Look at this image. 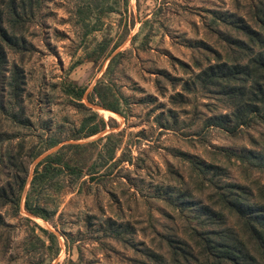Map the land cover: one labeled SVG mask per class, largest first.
<instances>
[{"label": "rangeland", "instance_id": "rangeland-1", "mask_svg": "<svg viewBox=\"0 0 264 264\" xmlns=\"http://www.w3.org/2000/svg\"><path fill=\"white\" fill-rule=\"evenodd\" d=\"M86 3L43 0L27 32L34 51L24 58L9 55L25 75V123L0 114V191L7 203L11 196L21 200L19 207L0 200L5 223L0 264H157L153 253L164 257L158 264H173L168 242L180 238L194 249L190 236L198 227L190 204L177 203V196L209 204L215 195L200 169L219 166L224 181L249 186L259 201L263 197L264 173L231 152H264V123L242 126L235 134L207 126L210 117L229 110L192 84L218 56L224 61L229 55L221 32H233L221 19L230 14L253 25L254 7L264 0H110L99 12H115L101 20L87 19ZM103 40L110 43L111 57L98 63L86 60L87 52ZM115 56L107 79L126 98L124 114L92 106L86 95L83 102L108 126L81 141L96 142L88 151L97 158L103 148L99 140L114 133L110 144L118 147L115 159L93 179L56 178L32 199L48 218L29 214L26 197L35 169L63 143L37 155L53 137L71 142L66 138L84 117L65 94L64 83L76 82L90 93ZM178 94L183 102L172 99ZM9 156L17 169L7 166Z\"/></svg>", "mask_w": 264, "mask_h": 264}, {"label": "trees", "instance_id": "trees-1", "mask_svg": "<svg viewBox=\"0 0 264 264\" xmlns=\"http://www.w3.org/2000/svg\"><path fill=\"white\" fill-rule=\"evenodd\" d=\"M43 0H0V114L16 122L25 123L22 106L25 91V75L17 62H11L10 53L21 58L31 54L34 47L28 42L27 32L42 8ZM110 0H87L89 10L87 19L94 16L101 20L115 12L112 8L105 13L99 12ZM128 3V0H124ZM82 13V9H79ZM107 14V15H105ZM233 33L221 32L229 55L223 61L217 57L215 63H210L195 77L192 86L199 88L202 93L215 96L229 111L208 119L207 126L221 128L235 134L240 127L253 123H264V3L254 7V23L245 22L243 18L226 14L221 19ZM110 43L103 40L98 42L91 52H87L86 60L98 63L108 60L112 51H108ZM116 56L111 58L102 79H99L88 94L85 87L76 82L64 83L66 95L71 97L79 111L84 113L80 126L66 138L49 139L44 152L59 146L55 152L47 155L36 167L31 187L26 197V211L38 218H48L46 209L33 202L38 190L46 187L58 177L67 175L76 180L95 178L100 174V168L115 159L117 146H111L114 133H109L99 140L103 143L102 151L97 158L88 151L96 142L81 141L95 137L107 129V123L99 113L86 106L87 101L105 111L119 116L124 114V95L116 86L108 81L113 71ZM74 68L72 65L69 72ZM191 85L186 84L185 90L190 91ZM173 100L183 102L180 94ZM15 110L17 113L15 114ZM20 111V113H19ZM3 140L0 122V142ZM248 168L264 173V152L248 151L238 154L231 152ZM98 161L103 163L97 167ZM7 166L17 169V161L12 156L7 159ZM202 170L205 178L215 190L211 203L202 204L187 201L177 196V203H187L193 209L192 218L198 227H193L191 240L196 243L194 249L185 240L175 238L168 242L173 264H264V189L261 191V201L255 197L253 190L244 184L224 181L223 169L219 166H205ZM28 171H26L27 173ZM211 175V177H207ZM103 176V175H100ZM27 178V177H26ZM26 178L21 184L24 190ZM220 178V179H219ZM171 193V192H170ZM174 195V193H173ZM0 191L3 204L16 203L20 206V198L16 201ZM234 219L235 224L230 220ZM5 225L0 214V229ZM50 240H56L53 233L45 231ZM118 235L121 232L116 231ZM198 248V253L195 249ZM153 262L164 260L162 255L153 253Z\"/></svg>", "mask_w": 264, "mask_h": 264}, {"label": "water", "instance_id": "water-1", "mask_svg": "<svg viewBox=\"0 0 264 264\" xmlns=\"http://www.w3.org/2000/svg\"><path fill=\"white\" fill-rule=\"evenodd\" d=\"M97 108H99V109H101V110H104V109H102V108H100V107H97Z\"/></svg>", "mask_w": 264, "mask_h": 264}]
</instances>
